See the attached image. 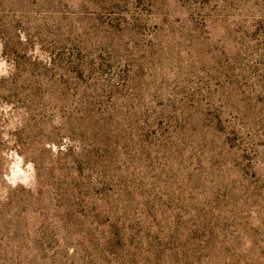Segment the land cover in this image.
Here are the masks:
<instances>
[{
	"label": "rangeland",
	"instance_id": "obj_1",
	"mask_svg": "<svg viewBox=\"0 0 264 264\" xmlns=\"http://www.w3.org/2000/svg\"><path fill=\"white\" fill-rule=\"evenodd\" d=\"M0 264H264V0H0Z\"/></svg>",
	"mask_w": 264,
	"mask_h": 264
}]
</instances>
